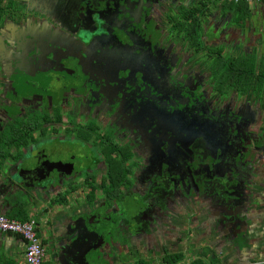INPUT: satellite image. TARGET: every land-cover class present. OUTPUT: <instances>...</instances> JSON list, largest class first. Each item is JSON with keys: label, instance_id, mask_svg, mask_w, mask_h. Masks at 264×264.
<instances>
[{"label": "flooded vegetation", "instance_id": "af4514ba", "mask_svg": "<svg viewBox=\"0 0 264 264\" xmlns=\"http://www.w3.org/2000/svg\"><path fill=\"white\" fill-rule=\"evenodd\" d=\"M194 9H4L0 180L45 204L53 264H164L181 244L211 255L249 240L264 207V108L243 67L252 54L207 45L204 12L191 40Z\"/></svg>", "mask_w": 264, "mask_h": 264}, {"label": "crops", "instance_id": "0c3cea01", "mask_svg": "<svg viewBox=\"0 0 264 264\" xmlns=\"http://www.w3.org/2000/svg\"><path fill=\"white\" fill-rule=\"evenodd\" d=\"M9 1L14 4L18 0H2L1 4L5 6ZM174 2L183 3L191 8H205L207 45L219 46L225 51L239 55L249 52L256 61L264 59V2L250 4H234L222 0H174ZM1 184L3 182L0 180V186ZM11 191L9 184L0 187V215L19 222L35 221L44 250L47 240L43 239L41 229H44L49 221V212H46L45 204L40 202L33 206L22 194ZM256 216L258 217L255 222L248 226L250 238L240 249L222 250L211 255L201 253L191 255L183 253L185 250L183 249L182 253H178L183 256L182 260L173 263L171 258L165 259L163 263L192 264L197 261L200 264H264V207L257 211ZM216 243L218 245V242ZM200 246L211 247L205 243ZM24 252L25 244L19 236L0 232V264H26ZM47 259L45 254L43 264H48ZM157 262L156 264H159Z\"/></svg>", "mask_w": 264, "mask_h": 264}, {"label": "built area", "instance_id": "2783aa9c", "mask_svg": "<svg viewBox=\"0 0 264 264\" xmlns=\"http://www.w3.org/2000/svg\"><path fill=\"white\" fill-rule=\"evenodd\" d=\"M227 3H261L264 0H222ZM35 221L29 220L19 222L9 220L3 215H0V232L11 233L19 236L25 244L24 258L26 264H43L45 261V253L42 247V242L37 231Z\"/></svg>", "mask_w": 264, "mask_h": 264}, {"label": "trees", "instance_id": "16d2710c", "mask_svg": "<svg viewBox=\"0 0 264 264\" xmlns=\"http://www.w3.org/2000/svg\"><path fill=\"white\" fill-rule=\"evenodd\" d=\"M2 0H0V23L2 20V16H3V11L4 9L2 8L5 7V9L8 8H12L11 5L13 4L12 2H8L5 6L1 4ZM196 11V12H195ZM193 14H189V21L190 24H187V32H188V36L191 40H197V30L199 28V18L195 17L194 15L199 13L201 14V12H205V8H198V9H194ZM182 30H185L184 27H181ZM246 62H249V64H244L243 67H245L248 71H249V76L251 77V79L254 80L255 83V87H256V94H259V99L261 101V107L264 108V59L261 61H256L254 59V56H250L248 57V59L246 60ZM244 63V62H242ZM25 221V220H22ZM182 255L181 254H177V255H173L172 259H173V263H176L180 260H182ZM135 264H145L143 262H139V263H135ZM192 264H200L199 262H192Z\"/></svg>", "mask_w": 264, "mask_h": 264}, {"label": "rangeland", "instance_id": "374dc122", "mask_svg": "<svg viewBox=\"0 0 264 264\" xmlns=\"http://www.w3.org/2000/svg\"><path fill=\"white\" fill-rule=\"evenodd\" d=\"M2 8L3 9H5V7H3L2 6ZM211 50H214V49H211ZM106 231L108 232L109 231V228L107 227L106 228ZM41 232H42V235H43V239H46L47 238V235L48 234H46V231H45V229H41ZM40 236V235H39ZM40 239H41V237H40ZM53 244L50 242V241H46V243L44 244V251H45V254H46V256H47V260H46V263H47V261H48V264H53V255L55 254V252H56V248L54 247V246H52ZM186 248H188V245H180L179 247H178V249L179 250H183V249H186ZM199 250H201V249H199ZM204 250V249H203ZM208 250V249H207ZM207 250H205V252H207ZM209 250H211L210 248H209ZM186 253H189V254H191V255H194L195 254V252L194 251H188V252H186ZM129 260V259H128ZM127 263V262H126ZM128 263L129 264H131L132 262L131 261H128Z\"/></svg>", "mask_w": 264, "mask_h": 264}, {"label": "water", "instance_id": "95a60500", "mask_svg": "<svg viewBox=\"0 0 264 264\" xmlns=\"http://www.w3.org/2000/svg\"><path fill=\"white\" fill-rule=\"evenodd\" d=\"M86 242L83 243V246L87 247L86 250L87 252L86 253H83L84 257H88V254H90V252L92 251V248L90 247V242L85 240Z\"/></svg>", "mask_w": 264, "mask_h": 264}]
</instances>
